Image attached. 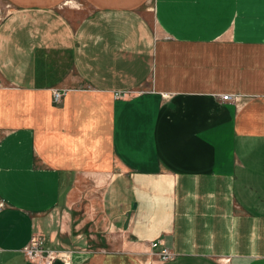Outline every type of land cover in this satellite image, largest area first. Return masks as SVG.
I'll list each match as a JSON object with an SVG mask.
<instances>
[{"label":"crops","instance_id":"0c3cea01","mask_svg":"<svg viewBox=\"0 0 264 264\" xmlns=\"http://www.w3.org/2000/svg\"><path fill=\"white\" fill-rule=\"evenodd\" d=\"M4 1L0 264H264V0Z\"/></svg>","mask_w":264,"mask_h":264},{"label":"built area","instance_id":"2783aa9c","mask_svg":"<svg viewBox=\"0 0 264 264\" xmlns=\"http://www.w3.org/2000/svg\"><path fill=\"white\" fill-rule=\"evenodd\" d=\"M2 1V3H1ZM12 11V5L7 1L0 0V22ZM64 94V91H52V100L57 102L60 97ZM122 93H115V97H120ZM220 100L228 101L231 100V95L222 94L219 95ZM3 203L0 200V209ZM43 239L40 235H32L28 243L22 248V252L26 259L34 264H52L56 259H59L64 264H69V253L54 251L45 249L42 246ZM160 245L158 250V260L166 261L171 259L172 252L166 248L159 239H154L150 242V247H156Z\"/></svg>","mask_w":264,"mask_h":264},{"label":"rangeland","instance_id":"374dc122","mask_svg":"<svg viewBox=\"0 0 264 264\" xmlns=\"http://www.w3.org/2000/svg\"><path fill=\"white\" fill-rule=\"evenodd\" d=\"M1 3H2V1H1ZM68 6H71L72 8H74V9H77V11H80L81 13H82V15L83 14H85V12L88 10V8H86V6H84L81 2H78V1H69V3L66 5V7H68ZM77 18H78V15H77ZM59 101V100H58ZM57 101V102H58ZM89 193L91 194V195H88V197L90 198V199H92L93 197H96V196H94V195H97L98 193H99V191H100V189H101V187H95V186H93V185H90L89 186ZM87 198V197H86ZM87 200L86 199V201H85V203H87V206L88 207H86L85 206V203H83L82 205H84V209L86 210V211H90V204H92L93 203V205H95L96 204V201H93L92 202V200ZM81 206V205H80ZM83 209V210H84ZM95 209V212H92L93 214H95V215H97L96 214V208H94ZM86 215V214H85ZM83 216V221H84V219L86 220V219H88V222H89V225H91L93 222H91V219H89L90 217H88V218H85L86 216ZM93 219H94V217H92ZM69 253V252H68ZM156 256H157V254H156ZM157 260H158V256H157ZM159 262H162V261H160V260H158ZM142 264H150V262L148 261V263H142Z\"/></svg>","mask_w":264,"mask_h":264}]
</instances>
